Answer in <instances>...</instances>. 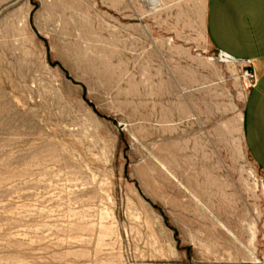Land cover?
I'll return each instance as SVG.
<instances>
[{"label":"rangeland","instance_id":"374dc122","mask_svg":"<svg viewBox=\"0 0 264 264\" xmlns=\"http://www.w3.org/2000/svg\"><path fill=\"white\" fill-rule=\"evenodd\" d=\"M208 4L0 0V264H264L258 63Z\"/></svg>","mask_w":264,"mask_h":264},{"label":"crops","instance_id":"0c3cea01","mask_svg":"<svg viewBox=\"0 0 264 264\" xmlns=\"http://www.w3.org/2000/svg\"><path fill=\"white\" fill-rule=\"evenodd\" d=\"M207 33L230 58L258 63L257 80L246 99L245 141L264 171V0H209Z\"/></svg>","mask_w":264,"mask_h":264},{"label":"built area","instance_id":"2783aa9c","mask_svg":"<svg viewBox=\"0 0 264 264\" xmlns=\"http://www.w3.org/2000/svg\"><path fill=\"white\" fill-rule=\"evenodd\" d=\"M248 61H251V60H248ZM252 77H254V75H252ZM256 80H257V76H256V74H255V77H254V80H253L252 84H253ZM252 84H251V86H252Z\"/></svg>","mask_w":264,"mask_h":264},{"label":"water","instance_id":"95a60500","mask_svg":"<svg viewBox=\"0 0 264 264\" xmlns=\"http://www.w3.org/2000/svg\"><path fill=\"white\" fill-rule=\"evenodd\" d=\"M226 53V52H225ZM228 54V53H227ZM231 56V55H230ZM232 58H234V59H236V60H238L237 58H235V57H233V56H231Z\"/></svg>","mask_w":264,"mask_h":264}]
</instances>
